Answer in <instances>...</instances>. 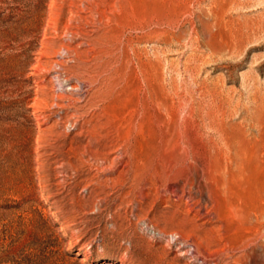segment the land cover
Returning <instances> with one entry per match:
<instances>
[{"label":"rangeland","instance_id":"obj_1","mask_svg":"<svg viewBox=\"0 0 264 264\" xmlns=\"http://www.w3.org/2000/svg\"><path fill=\"white\" fill-rule=\"evenodd\" d=\"M186 3L0 0V264H264V0Z\"/></svg>","mask_w":264,"mask_h":264},{"label":"bare ground","instance_id":"obj_2","mask_svg":"<svg viewBox=\"0 0 264 264\" xmlns=\"http://www.w3.org/2000/svg\"><path fill=\"white\" fill-rule=\"evenodd\" d=\"M152 1V0H151ZM173 1V3H176L177 4V8H179V10H181L182 12L184 11V12H186L187 10H188V5H187V1L186 2H183V0H172ZM192 1V0H191ZM152 5V4H151ZM150 5V6H151ZM192 5H193V3H192ZM156 7V6H155ZM191 6L189 5V8H190ZM151 8V7H150ZM192 8V7H191ZM174 10V9H173ZM148 12V11H147ZM180 12V11H179ZM159 13V12H158ZM173 13H174V11H173ZM175 14V13H174ZM181 14V13H180ZM178 15V14H177ZM188 15H189V13H188ZM180 16V15H179ZM190 16V15H189ZM175 17H178V16H176L175 15ZM185 17V16H184ZM193 17V16H192ZM145 20H144V25H145V27H146V29H154L153 31V33L154 34H157V35H159V36H161V35H165L166 36V34H167V31L164 29V30H162V27H165V28H167V26H171L170 24V22L173 20V18H172V20L171 21H169V23H168V21H166L162 16H161V14H160V16L159 15H157V12H156V14L155 15H153V16H150V15H148L146 18H144ZM169 19V18H168ZM170 20V19H169ZM178 20V19H177ZM176 22V21H175ZM174 22V23H175ZM176 24V23H175ZM173 26H174V24H173ZM144 27V28H145ZM167 29H169V27L167 28ZM173 30V29H172ZM171 31V30H170ZM169 34V33H168ZM61 74V73H60ZM62 75V74H61ZM60 76V75H59ZM59 76H57V78H59ZM140 79V78H139ZM59 83V82H58ZM62 84V83H61ZM60 84V85H61ZM82 83H77L75 86H71V88H70V93H74V92H78L79 93V91H80V93H81V88L82 87H84V86H87V84L86 85H84V86H82L81 85ZM64 85V84H63ZM60 87V86H59ZM86 88V87H85ZM83 90V89H82ZM82 92H84V91H82ZM87 92V91H86ZM87 94V93H86ZM78 95V94H77ZM79 95H81V94H79ZM78 95V96H79ZM84 98V97H83ZM83 100V99H82Z\"/></svg>","mask_w":264,"mask_h":264}]
</instances>
